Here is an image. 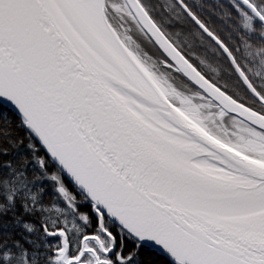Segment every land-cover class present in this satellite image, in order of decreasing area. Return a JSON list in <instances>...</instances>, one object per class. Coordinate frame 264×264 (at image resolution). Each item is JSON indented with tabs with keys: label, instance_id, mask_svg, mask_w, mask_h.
I'll use <instances>...</instances> for the list:
<instances>
[{
	"label": "snow or ice",
	"instance_id": "snow-or-ice-1",
	"mask_svg": "<svg viewBox=\"0 0 264 264\" xmlns=\"http://www.w3.org/2000/svg\"><path fill=\"white\" fill-rule=\"evenodd\" d=\"M0 264H264V0H0Z\"/></svg>",
	"mask_w": 264,
	"mask_h": 264
}]
</instances>
